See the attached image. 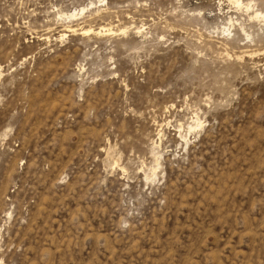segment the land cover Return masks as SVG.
Returning a JSON list of instances; mask_svg holds the SVG:
<instances>
[{"label": "rangeland", "instance_id": "374dc122", "mask_svg": "<svg viewBox=\"0 0 264 264\" xmlns=\"http://www.w3.org/2000/svg\"><path fill=\"white\" fill-rule=\"evenodd\" d=\"M0 264H264V0H0Z\"/></svg>", "mask_w": 264, "mask_h": 264}, {"label": "bare ground", "instance_id": "6f19581e", "mask_svg": "<svg viewBox=\"0 0 264 264\" xmlns=\"http://www.w3.org/2000/svg\"><path fill=\"white\" fill-rule=\"evenodd\" d=\"M231 1H233L235 4H237L238 6L240 5V0H231ZM261 16V14H255V18H258V17H260ZM195 129V128H194Z\"/></svg>", "mask_w": 264, "mask_h": 264}]
</instances>
